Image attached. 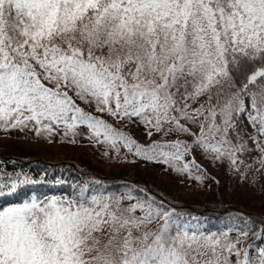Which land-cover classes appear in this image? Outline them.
I'll list each match as a JSON object with an SVG mask.
<instances>
[{"label": "snow or ice", "instance_id": "snow-or-ice-1", "mask_svg": "<svg viewBox=\"0 0 264 264\" xmlns=\"http://www.w3.org/2000/svg\"><path fill=\"white\" fill-rule=\"evenodd\" d=\"M0 135L261 201L0 167V264H264V0H0Z\"/></svg>", "mask_w": 264, "mask_h": 264}, {"label": "rangeland", "instance_id": "rangeland-1", "mask_svg": "<svg viewBox=\"0 0 264 264\" xmlns=\"http://www.w3.org/2000/svg\"><path fill=\"white\" fill-rule=\"evenodd\" d=\"M30 142L21 141L15 136L12 138L0 135V156H14L16 158L25 159L31 156H37L45 161L60 162L74 161L80 167L94 171L99 175L107 178L112 177H129L137 176L146 179L149 184L164 192L166 196L178 198V201L188 206L198 207H215L211 203L205 202V196H210L211 192L206 194L197 193L187 181L182 185L179 180L171 175L164 174L160 171L159 165L136 164V165H112L104 162L99 153L86 142L79 145L64 146H44L34 150H30L27 144ZM7 144L8 147H3ZM213 171L221 179L222 183H226L227 178L224 176L222 169H213ZM215 190V185H213ZM231 199V204H238L247 210L258 214L261 211V201L259 197H249L247 200H240L236 196L226 197L225 204Z\"/></svg>", "mask_w": 264, "mask_h": 264}, {"label": "trees", "instance_id": "trees-1", "mask_svg": "<svg viewBox=\"0 0 264 264\" xmlns=\"http://www.w3.org/2000/svg\"><path fill=\"white\" fill-rule=\"evenodd\" d=\"M9 157L12 158V161H14V163L8 160ZM0 167L7 169L8 171H14L15 169H24V170L29 171L30 174L34 178H39L40 172L44 169H47L45 180L54 179L56 176H60L62 179L67 178L69 180L73 178L79 179L83 173L89 172V173H94L95 178L107 180L113 184H118L122 180L127 179L133 182L146 183L151 188L159 191V189L154 187L152 184H149L144 178L137 177V176L107 178V177L97 174L94 171L80 167L74 161L50 162V161H45L37 156H31L30 158H25V159L16 158L14 156H0ZM52 187L53 185L46 184V183H39L36 185L27 186V188L29 189L40 190V191H45ZM56 187L66 188L67 185H60ZM2 202L3 201H0V203ZM179 204L182 207L187 208L188 210H191L194 212L211 213L217 216L222 215L224 212L229 211L232 208L243 209V211H245L246 213H254L253 211L247 210L244 207L239 206L238 204H227V205H224L223 207H220V206H215V207L188 206L186 204H183L180 201H179Z\"/></svg>", "mask_w": 264, "mask_h": 264}]
</instances>
